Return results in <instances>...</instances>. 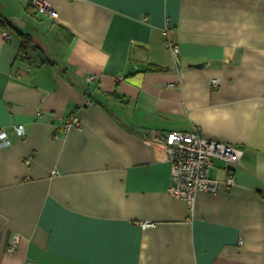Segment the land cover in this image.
<instances>
[{
    "label": "crops",
    "instance_id": "1",
    "mask_svg": "<svg viewBox=\"0 0 264 264\" xmlns=\"http://www.w3.org/2000/svg\"><path fill=\"white\" fill-rule=\"evenodd\" d=\"M28 1L0 0V264H264V0ZM193 128L244 155L191 212L153 139Z\"/></svg>",
    "mask_w": 264,
    "mask_h": 264
},
{
    "label": "built area",
    "instance_id": "2",
    "mask_svg": "<svg viewBox=\"0 0 264 264\" xmlns=\"http://www.w3.org/2000/svg\"><path fill=\"white\" fill-rule=\"evenodd\" d=\"M30 7L36 14L56 19L57 14L50 5L43 0H29ZM5 40L7 33H2ZM164 46L176 60L178 57V47L173 44L163 32ZM88 77L86 80L91 81ZM216 79L210 80V85H217ZM78 118L75 115L68 116L62 121V131L66 132L70 128L78 127ZM18 137H23L24 129L22 125L13 127ZM154 142L159 144L165 153L166 161L170 167V184L168 194L170 197L181 200L185 203L189 211H193L195 197L198 193L217 194L221 190H228L235 185V179L231 172H228L222 181L209 176L211 163L215 160L224 163L228 170L238 163L244 152L232 145L221 142L217 139L207 138L200 134L198 128H193L188 132L172 131L158 133L154 137ZM10 144L7 135L0 130V147ZM146 226V223L142 224ZM18 242L16 237L11 243L8 252H12Z\"/></svg>",
    "mask_w": 264,
    "mask_h": 264
},
{
    "label": "trees",
    "instance_id": "3",
    "mask_svg": "<svg viewBox=\"0 0 264 264\" xmlns=\"http://www.w3.org/2000/svg\"><path fill=\"white\" fill-rule=\"evenodd\" d=\"M1 23V21H0ZM11 26H13L11 23H10ZM161 69L159 68H156V67H153V66H148L146 68V71H150V72H157V71H160ZM114 97H118L116 94H113Z\"/></svg>",
    "mask_w": 264,
    "mask_h": 264
},
{
    "label": "water",
    "instance_id": "4",
    "mask_svg": "<svg viewBox=\"0 0 264 264\" xmlns=\"http://www.w3.org/2000/svg\"><path fill=\"white\" fill-rule=\"evenodd\" d=\"M12 21H13V23H14L15 25L20 26V25L18 24V21H17L16 19H13ZM190 67H191V68H199L200 65H192V66H190Z\"/></svg>",
    "mask_w": 264,
    "mask_h": 264
},
{
    "label": "rangeland",
    "instance_id": "5",
    "mask_svg": "<svg viewBox=\"0 0 264 264\" xmlns=\"http://www.w3.org/2000/svg\"><path fill=\"white\" fill-rule=\"evenodd\" d=\"M32 14H36V13H35V12H33ZM215 164H216V166H218V164H219V163H218V161H216V162H215Z\"/></svg>",
    "mask_w": 264,
    "mask_h": 264
}]
</instances>
